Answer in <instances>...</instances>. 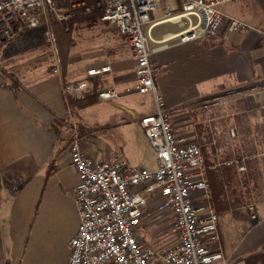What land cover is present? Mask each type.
I'll return each instance as SVG.
<instances>
[{
    "label": "crops",
    "instance_id": "obj_1",
    "mask_svg": "<svg viewBox=\"0 0 264 264\" xmlns=\"http://www.w3.org/2000/svg\"><path fill=\"white\" fill-rule=\"evenodd\" d=\"M166 2L173 3L175 10L163 3L166 8L162 16H152L153 26L148 32L150 48L165 36L177 35L185 29L184 24L163 20L166 12L174 16L181 9L180 0ZM222 11L253 26V30L210 42H175L170 48L156 52L153 60L160 69L155 82L176 134L188 129L191 135H196L195 126L204 118L202 108L213 107L205 109L203 102L220 101V108L215 106L218 109L208 113L207 119L219 128L223 144L222 149L212 154L216 157L226 154L224 161H227L239 155L240 146L252 150L264 146V0H243L224 6ZM164 24L182 26L155 35V30ZM67 48L68 44L64 47L65 57ZM90 58L89 61H64L63 81L71 83L99 77L103 80L101 91L115 92V97L109 100L98 97L97 104L82 110L99 106L103 117L95 125L80 111H70L62 93V79L53 75L52 67L46 66V62H33L18 77L13 76V68L0 65L11 74L18 88L14 92L9 79L5 87L0 75V264H68L69 243L80 224L73 194L79 178L68 150L72 131L62 130L65 138L58 143L57 121L67 119L70 124L77 121L82 128L83 149L96 161L118 155L138 168L154 170L157 167L155 153L139 124L149 113H140V104L136 102L140 96L134 90L137 83L135 59L122 58L121 54L108 60ZM2 61L4 64L5 60ZM103 66H109L111 71L87 76L88 70ZM198 105L202 108L197 109ZM103 125L110 128L108 134ZM231 129H236L238 134L230 135ZM105 138L107 144L103 145ZM236 141L240 146L234 143ZM258 215L260 222L256 225L247 220L246 235L242 238L240 233L244 228L241 227L246 220H236L233 224V238L224 225L220 231L218 223L229 264H247L251 255H264L263 205L258 208ZM173 224L172 214L159 213L157 200L153 199L145 210L144 225L138 229V237L146 246L168 248L175 241L171 232ZM238 228L242 231L235 234ZM258 260L262 257L253 264H264V260L257 263Z\"/></svg>",
    "mask_w": 264,
    "mask_h": 264
},
{
    "label": "built area",
    "instance_id": "obj_2",
    "mask_svg": "<svg viewBox=\"0 0 264 264\" xmlns=\"http://www.w3.org/2000/svg\"><path fill=\"white\" fill-rule=\"evenodd\" d=\"M63 1L0 0V45L26 30L41 28L44 41L52 50V73L62 79L64 97H80L90 83L63 81V59L50 17V12L58 10ZM69 1L73 2L72 7H84L87 13L91 12L90 4H94L99 10L98 20L115 26L131 48L137 76L134 90L140 95H150L154 103V112L143 116L139 124L155 153L157 167L138 168L118 155L96 161L83 149L81 132L77 122L72 121L68 150L79 178L73 194L80 224L69 243L68 264H229L218 231L219 216L211 204L212 191L202 148L175 133L155 82L160 69L153 55L175 42H210L253 30V26L219 9L243 0H180L179 13L173 16L168 11L163 20L184 24L185 29L156 41L153 48L149 47L148 33L153 26L152 14L165 0ZM110 71L109 66L92 68L87 76ZM115 96L114 91L98 94L103 100ZM219 104L218 99H209L203 102V107ZM237 160L238 170L244 171V161ZM232 165L234 161L227 162V166ZM153 199L157 200L159 213L170 212L174 218L171 232L175 241L165 249L146 246L138 237L145 210ZM248 208L252 220L259 223L255 206Z\"/></svg>",
    "mask_w": 264,
    "mask_h": 264
},
{
    "label": "rangeland",
    "instance_id": "obj_3",
    "mask_svg": "<svg viewBox=\"0 0 264 264\" xmlns=\"http://www.w3.org/2000/svg\"><path fill=\"white\" fill-rule=\"evenodd\" d=\"M166 1L167 0L161 2L156 11L153 12L152 16L154 18L162 16L163 10H165L163 8H166V5H168L169 8H174L173 3H167ZM163 3L167 4L164 5ZM227 5L228 4L222 5L219 9L223 10L224 6ZM75 9H77V7ZM174 10L175 9H173V11ZM72 16L71 8H60L54 12H50L52 23L56 29L58 47L63 62H79V60L89 61L91 59L90 57L108 60L109 57H113L115 54H121L122 58L134 59L132 50L127 41L118 33V30L113 25L101 23L99 20L94 23L73 21ZM181 26L182 25H178L177 27L171 24H164L159 26L154 34L173 31ZM146 30L147 28L144 29L145 34ZM67 44V55L65 57L64 47L67 46ZM2 60H5L4 64L1 63L3 62ZM33 62H46V66L52 67V50L49 45L45 43L41 28L26 30L16 39L4 42L0 45V65H3V67L5 66V68H13L12 74L14 77L21 75L25 69L27 70L33 65ZM158 92L160 93L159 90ZM139 96L136 102L140 104V113L154 112V103L153 100H151V96L140 94ZM233 99L234 97L231 98V100ZM105 106L107 105L105 104ZM218 107L213 106L209 110H204L201 105H198L197 109L202 108L201 112L204 113V118L199 125L196 124L195 126L197 134L191 135L188 129L178 131V134L186 137L188 140L195 141L203 149V158L205 160L206 172L212 191L211 204L216 208L215 210H217L220 219L219 229L221 231L224 225L228 229L231 238H233L235 236L233 233V224L236 220H248L249 222H253V225H256V222L250 218L252 216L248 206L254 205L257 215L258 208H261L262 205L264 206V146L261 147L260 150H252L251 147L240 146L238 141L234 142L240 146L239 149L241 150H239V155H235L232 157L233 159L227 160L234 161L235 165L233 167L227 166V161H224V155L226 154L219 157L212 154V151L222 149L223 145L219 128L215 127V123H210L207 119L208 113L218 109ZM99 110L100 108L98 106L88 111H80V113L82 115L84 114L92 125H95L99 121V118L103 117L100 115ZM235 110L233 112L237 114ZM233 112L231 111V114ZM191 115L192 117L195 116L192 112ZM217 115H219V113H217ZM231 122L232 121H230V123ZM194 123H196L195 117ZM103 126L105 127V125ZM78 128H80L79 125ZM109 129V127H105L104 131L108 134ZM192 130H194V127ZM232 131H234V135L238 134L236 129H231L230 135H232ZM80 132L82 135V131ZM102 140L103 145L107 144V141H105L106 138ZM101 142L102 141H100V143ZM230 145L232 151V144ZM236 148L238 147L236 146ZM238 158L244 161V171L238 170ZM1 205L2 195L0 189V207ZM248 221L245 226L241 227V229L244 228L243 232L240 233L242 230L238 228L235 234L240 233L241 238L245 237L244 235H246L245 233L247 231L245 229ZM149 245L155 247L154 244ZM258 257H262V260H258L257 263L264 260V255L256 253L247 258V264L250 258L254 260Z\"/></svg>",
    "mask_w": 264,
    "mask_h": 264
},
{
    "label": "trees",
    "instance_id": "obj_4",
    "mask_svg": "<svg viewBox=\"0 0 264 264\" xmlns=\"http://www.w3.org/2000/svg\"><path fill=\"white\" fill-rule=\"evenodd\" d=\"M72 3L73 2L69 0H65L63 2H60L58 4V7L59 9L60 8H67V9L71 8V13L73 15L72 16L73 21H79V22L87 21L90 23H94L98 21L99 10L95 7L94 4H90L91 12L87 13L84 7H81V8L77 7V9H75L74 7H72ZM51 71H52V68H51ZM0 75L4 79L3 85L7 87V84H5V81L9 79L11 81V86H13L14 92H17L18 90L17 83L16 81L12 80L11 74L6 73V71L0 67ZM89 83L91 87L86 92H84L82 96L80 97L69 96L65 98L67 106L70 109V111L79 112V111H82L98 103V100H99L98 94L102 90L103 80L99 77H93V78H89ZM64 129L72 130V123L70 124L67 119L60 120L55 123V131H56L58 141H59L58 143H62L63 138H65V136H62L61 134L62 130ZM256 260L257 258L254 260L253 258H250L248 260V264H253V262H255Z\"/></svg>",
    "mask_w": 264,
    "mask_h": 264
},
{
    "label": "water",
    "instance_id": "obj_5",
    "mask_svg": "<svg viewBox=\"0 0 264 264\" xmlns=\"http://www.w3.org/2000/svg\"><path fill=\"white\" fill-rule=\"evenodd\" d=\"M0 188H1V176H0Z\"/></svg>",
    "mask_w": 264,
    "mask_h": 264
}]
</instances>
